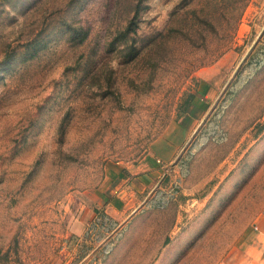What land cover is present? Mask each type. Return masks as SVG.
Returning <instances> with one entry per match:
<instances>
[{"label": "rangeland", "instance_id": "obj_1", "mask_svg": "<svg viewBox=\"0 0 264 264\" xmlns=\"http://www.w3.org/2000/svg\"><path fill=\"white\" fill-rule=\"evenodd\" d=\"M263 212L264 0H0V264H226Z\"/></svg>", "mask_w": 264, "mask_h": 264}, {"label": "crops", "instance_id": "obj_2", "mask_svg": "<svg viewBox=\"0 0 264 264\" xmlns=\"http://www.w3.org/2000/svg\"><path fill=\"white\" fill-rule=\"evenodd\" d=\"M240 248L236 258L226 264H264V212L254 221L245 246Z\"/></svg>", "mask_w": 264, "mask_h": 264}]
</instances>
